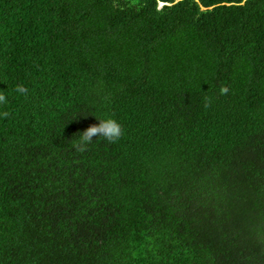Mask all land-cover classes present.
I'll return each mask as SVG.
<instances>
[{"label":"trees","instance_id":"1","mask_svg":"<svg viewBox=\"0 0 264 264\" xmlns=\"http://www.w3.org/2000/svg\"><path fill=\"white\" fill-rule=\"evenodd\" d=\"M0 92V264H264V0H0Z\"/></svg>","mask_w":264,"mask_h":264},{"label":"clouds","instance_id":"2","mask_svg":"<svg viewBox=\"0 0 264 264\" xmlns=\"http://www.w3.org/2000/svg\"><path fill=\"white\" fill-rule=\"evenodd\" d=\"M15 92L21 96H27L29 89L22 84H17L15 87ZM220 94L225 95L228 92L226 86H221ZM8 99L6 94L0 92V105H6ZM211 105V99L205 97L204 107L208 108ZM10 113L5 110L0 112V116L7 118ZM98 123L91 124L86 127L82 132L79 133L78 137L73 141V148L77 152H85L88 147L93 143L94 140L100 138L109 144L118 143L125 135V128L123 125L110 114H103L96 118Z\"/></svg>","mask_w":264,"mask_h":264}]
</instances>
